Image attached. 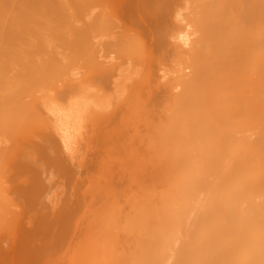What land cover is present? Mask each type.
I'll list each match as a JSON object with an SVG mask.
<instances>
[{
    "label": "bare ground",
    "instance_id": "obj_1",
    "mask_svg": "<svg viewBox=\"0 0 264 264\" xmlns=\"http://www.w3.org/2000/svg\"><path fill=\"white\" fill-rule=\"evenodd\" d=\"M136 1L0 0V264H264V0Z\"/></svg>",
    "mask_w": 264,
    "mask_h": 264
},
{
    "label": "rangeland",
    "instance_id": "obj_2",
    "mask_svg": "<svg viewBox=\"0 0 264 264\" xmlns=\"http://www.w3.org/2000/svg\"><path fill=\"white\" fill-rule=\"evenodd\" d=\"M252 1H254V0H252ZM121 2H124V0H117V2H115L114 4H111L110 5V7H109V9H108V13H107V18L108 19H111V23H113L114 24V27H116L118 24H119V20L118 21H116L117 19L116 18H118L119 19V7H118V4L119 3H121ZM172 2V3H171ZM176 2V3H175ZM175 2H174V4H173V1L172 0H154V1H151V2H149V3H147V12H150V11H152V10H155L156 8H158L160 5L162 6V7H167L169 10V12H172L173 10L172 9H174L175 10V6H176V4L178 3L179 4V1H176L175 0ZM254 3H257V1H255ZM134 4L136 5V6H140V8H143V6H144V3H143V1L142 0H138V1H136V2H134ZM178 4H177V6H178ZM165 5V6H164ZM172 5V6H171ZM160 6V7H161ZM146 12V13H147ZM174 12V11H173ZM183 13V11H179V12H177L176 14H171V17L167 20V22H165V25H163V24H161V26H159V28L157 29V27L155 28V24L153 25V26H151V29H152V31H153V33H152V31L150 32V34H152V35H150L149 33L147 34V33H145V34H143V35H141V36H139V35H136L134 32H133V30H132V28H129V27H126V29H124V31H123V33L126 35V37H133V38H135V39H139V40H142L143 42H144V44H145V46H146V48L147 47H154L157 51V57H158V59L162 62V64L163 65H165V66H167V65H169V62H170V60H171V58H172V55H171V53L170 52H165V50H164V47H165V45H166V43L171 39V37H175V36H177V31L175 30V28H176V20H175V16L177 15V14H182ZM141 17H145V13H142V14H139V15H137V14H134L133 15V17H132V21H133V23L134 24H137V23H139V21H140V18ZM116 21V22H115ZM117 23V25L115 26V23ZM128 22V21H127ZM141 22V21H140ZM129 23V22H128ZM184 23V22H183ZM141 23H139L138 25H140ZM120 25V24H119ZM138 25H136L137 27H138ZM113 27V28H114ZM152 27H154V29L152 28ZM212 29V28H211ZM114 30V29H113ZM158 46H160V47H158ZM159 49V50H158ZM128 150V149H127ZM87 153V152H86ZM91 153H93L94 154V152H92L91 151ZM91 153H87L88 154V157H91L92 155H91ZM90 154V155H89ZM87 156V155H86ZM87 157V158H88ZM93 157V156H92ZM20 176H23V177H20ZM20 176H17V178L20 180H17V178L15 177V179L17 180V181H15V179H14V183L16 184L17 182H18V184H21L20 182H25L26 181V179H28V175H27V177H26V175H20ZM83 176V175H82ZM81 176V177H82ZM24 177H26V178H24ZM23 178L25 179V181H22L23 180ZM85 179V174H84V176L82 177V178H80V179H78L77 181L78 182H82L83 180ZM55 180H57V179H55ZM63 181V185H62V188L63 189H61L60 187H61V185L60 186H58V184H61V179H58V182L55 184V186L54 187H56V188H52V194L54 195L55 193H54V189H56V193L57 192H61V193H64L63 194V196L61 197V196H58L60 199H62L63 197L65 198V196L66 197H68L69 198V196H70V198L71 197H74V199H72L73 201L74 200H76V196H74L75 194L77 195V194H79L81 191H82V189H80V187H78V186H75V183L74 182H72L71 184H70V182H67V181H64V180H62ZM60 182V183H59ZM65 182H67V183H65ZM57 185V186H56ZM66 185V186H65ZM72 185H74V186H72ZM64 186H65V188H66V190H65V188H64ZM80 186V185H79ZM68 187V188H67ZM75 187H77V188H75ZM130 187L132 188L133 186H132V183H130ZM74 191V193H72L73 191H71V189ZM68 189V190H67ZM58 190V191H57ZM60 190V191H59ZM61 190H64L63 192L61 191ZM65 191H68V192H66L65 193ZM59 194V193H58ZM57 195V194H56ZM55 195V196H56ZM71 195H73V196H71ZM77 197H78V195H77ZM58 198V199H59ZM64 198H63V200H64ZM79 198V197H78ZM60 206V205H59ZM50 214V213H49ZM45 234V235H44ZM49 235V236H48ZM51 237H53V238H51ZM45 241H44V240ZM58 238L56 237V236H53L51 233H49L48 231L46 232V231H44V232H40V234H39V243H44V244H42L41 243V247L39 246V251H40V253H39V264H61V263H63L64 261L62 260V258H64V252H65V250H63V248L67 245V243L66 242H61L60 244H59V242H57L56 240H57ZM10 241H11V239H10ZM8 242V243H11V242ZM44 241V242H43ZM52 241H53V243L56 245H54L53 243H52ZM38 243V244H39ZM47 243V244H46ZM51 243H52V245L54 246H50L51 245ZM64 243V244H63ZM37 244V245H38ZM40 245V244H39ZM43 245V246H42ZM47 248H46V247ZM50 246V247H49ZM55 247H56V249H55ZM44 248V249H43ZM52 248V249H51ZM61 248V249H60ZM43 249V250H42ZM48 249H50V250H48ZM47 250V251H46ZM55 250V251H54ZM44 251V252H43ZM53 258H52V257ZM60 256V257H59ZM46 259V261H44ZM55 259V260H54ZM16 262V261H15ZM15 262H14V264H15ZM19 262L20 263H18V264H23V262L21 261V260H19ZM16 264H17V262H16Z\"/></svg>",
    "mask_w": 264,
    "mask_h": 264
}]
</instances>
